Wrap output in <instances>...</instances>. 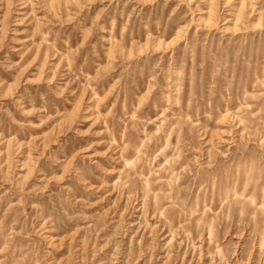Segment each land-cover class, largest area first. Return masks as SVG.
<instances>
[{
	"label": "rangeland",
	"instance_id": "374dc122",
	"mask_svg": "<svg viewBox=\"0 0 264 264\" xmlns=\"http://www.w3.org/2000/svg\"><path fill=\"white\" fill-rule=\"evenodd\" d=\"M0 264H264V0H0Z\"/></svg>",
	"mask_w": 264,
	"mask_h": 264
},
{
	"label": "bare ground",
	"instance_id": "6f19581e",
	"mask_svg": "<svg viewBox=\"0 0 264 264\" xmlns=\"http://www.w3.org/2000/svg\"><path fill=\"white\" fill-rule=\"evenodd\" d=\"M209 235V234H208Z\"/></svg>",
	"mask_w": 264,
	"mask_h": 264
}]
</instances>
